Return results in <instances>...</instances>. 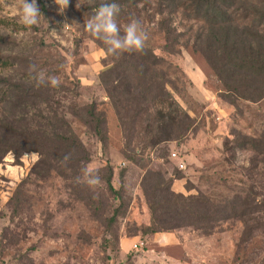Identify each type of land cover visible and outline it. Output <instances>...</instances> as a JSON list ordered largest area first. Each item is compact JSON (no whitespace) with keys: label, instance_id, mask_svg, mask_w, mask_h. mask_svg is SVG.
<instances>
[{"label":"rangeland","instance_id":"374dc122","mask_svg":"<svg viewBox=\"0 0 264 264\" xmlns=\"http://www.w3.org/2000/svg\"><path fill=\"white\" fill-rule=\"evenodd\" d=\"M93 1L68 0L64 6L37 0L45 13L27 27L17 18L21 0H0V37L9 42L0 48L9 66L0 75L29 76L34 64L60 80L48 92L51 107L25 112L0 99V124L12 122L30 137L48 136L55 120L51 108L57 116L63 112L82 146L66 165L61 154L48 150L46 138L27 143L33 151L4 157L0 264H264V99L219 98L222 86L212 66L183 49L164 88L185 111L188 129L156 146L138 140L120 126L109 98L125 97L126 82L135 84L136 74L106 76L119 53L106 55L78 25L93 14ZM177 20L184 23L181 15ZM91 104L105 118L103 143L86 124L83 109ZM143 108L153 119L162 110L157 103ZM246 138L259 142L262 151L235 147ZM89 164L99 168L95 189L76 181ZM109 170L118 198L106 188ZM157 183L160 192L154 191ZM247 197L253 208L241 219L218 220L210 233L205 222L195 223L202 209L197 201L207 198L223 207L224 200L229 206ZM152 222L156 233L148 232Z\"/></svg>","mask_w":264,"mask_h":264},{"label":"trees","instance_id":"16d2710c","mask_svg":"<svg viewBox=\"0 0 264 264\" xmlns=\"http://www.w3.org/2000/svg\"><path fill=\"white\" fill-rule=\"evenodd\" d=\"M104 2H116L121 6L118 17L120 27L136 19L149 36L143 52L119 54L116 61V58H113L115 65L105 74L110 77L115 75L113 73L117 74L121 71L123 74L137 76L135 84L126 82L125 97L115 96L113 99V96L109 95L114 101L113 107L120 126H128L133 137L147 142L150 146H156L164 141L173 140L174 137L182 136L187 131L188 123L184 121L188 120V117L185 111L164 88L167 84L166 74H172L178 69L177 61L183 49L190 52L193 58L196 55L200 56L212 66L211 69L222 86V93L218 94L219 98L229 103L264 99V0H94L93 13ZM40 11L45 13L42 3ZM180 15L184 23L177 20ZM90 37L106 55L112 57L116 55L107 53L102 41ZM190 42L191 48L188 45ZM5 45L8 46L9 42L3 43V37H0V48ZM1 54L0 51V69L5 70L9 67L8 60L3 59ZM110 83L114 88L117 87L113 84L115 80H111ZM55 88L51 86L34 88L32 80L26 75L19 78L0 75L2 102L11 104L13 109L25 112L30 107L37 108L38 105L51 107V96L48 92L54 91ZM13 98L15 99L12 100ZM150 103H157L162 107L154 119L150 118L146 108H143ZM83 110L90 133L103 143L106 140L103 129L104 116L97 114L93 104ZM49 111L55 119L54 124H51L47 130L48 136L41 138L30 137L27 135L28 130L19 131L17 125H13L12 122L6 121L0 124V164L8 153L19 157L33 151L32 144L28 147L27 143L36 140L33 142L34 145H39L44 138L48 139V150L61 154L62 157L82 150L81 143L63 112L57 116L56 111L51 108ZM42 133L45 135L46 130L43 129ZM235 147L255 151L263 149L259 142L247 138L238 141ZM159 178L163 179L162 176L156 179L160 180ZM111 179L112 171L109 170L105 178L106 188L118 198ZM172 180L169 181L170 185ZM159 187L157 183L154 191L160 192ZM179 198L184 200L182 196ZM237 199L240 200L239 197L234 196V200ZM197 202L202 205V209L198 210L195 223L205 222L206 233H210L215 228L216 221L241 219L250 208H253L249 197L243 203L233 201L229 206L228 201L224 200L223 207L217 204L219 201L215 202L207 198ZM242 205H247V209H239ZM175 207L185 206L177 203ZM212 209L214 211H211ZM150 210L153 215V208ZM156 229L153 228L152 222L148 232L156 233Z\"/></svg>","mask_w":264,"mask_h":264},{"label":"clouds","instance_id":"9594fccd","mask_svg":"<svg viewBox=\"0 0 264 264\" xmlns=\"http://www.w3.org/2000/svg\"><path fill=\"white\" fill-rule=\"evenodd\" d=\"M61 4L67 6L68 0H59ZM121 12V6L116 2H104L96 8L95 12L84 21L78 24L84 28L96 40L102 41L106 46V52L110 54H122L143 52L149 39L148 33L142 28L140 22L136 19L130 20L121 30L118 24V17ZM43 16L37 0H21V5L17 10L19 23L31 27L39 23ZM28 74L36 87L51 86L59 87L60 80L56 76L48 75L43 70H37L34 64L28 66ZM71 159V153L62 157V163L65 165ZM82 174L76 177L77 183H83L90 189H95L101 183L99 168L94 165H85Z\"/></svg>","mask_w":264,"mask_h":264},{"label":"built area","instance_id":"2783aa9c","mask_svg":"<svg viewBox=\"0 0 264 264\" xmlns=\"http://www.w3.org/2000/svg\"><path fill=\"white\" fill-rule=\"evenodd\" d=\"M172 157L175 158V154H173ZM177 166L180 170H182L184 167L182 163H179Z\"/></svg>","mask_w":264,"mask_h":264}]
</instances>
